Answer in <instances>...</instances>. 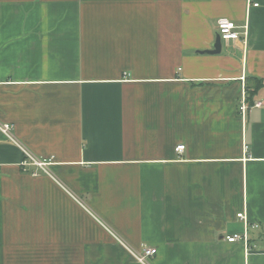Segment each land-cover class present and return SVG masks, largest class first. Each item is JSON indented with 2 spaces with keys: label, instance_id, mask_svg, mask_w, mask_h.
I'll list each match as a JSON object with an SVG mask.
<instances>
[{
  "label": "crops",
  "instance_id": "crops-1",
  "mask_svg": "<svg viewBox=\"0 0 264 264\" xmlns=\"http://www.w3.org/2000/svg\"><path fill=\"white\" fill-rule=\"evenodd\" d=\"M254 78L264 0H0V264H264Z\"/></svg>",
  "mask_w": 264,
  "mask_h": 264
},
{
  "label": "built area",
  "instance_id": "built-area-1",
  "mask_svg": "<svg viewBox=\"0 0 264 264\" xmlns=\"http://www.w3.org/2000/svg\"><path fill=\"white\" fill-rule=\"evenodd\" d=\"M240 28L243 26H239L235 21L230 20L228 18H221L217 23V31L219 32L221 39L223 42H230L236 41L240 39L241 32L239 31ZM262 103H256L255 105H261ZM248 109V105L246 103L245 95L242 96L241 104L239 110L243 114H246ZM0 132L11 142L17 144L23 152L25 153L26 157L22 162V166L26 170L27 166L34 165L38 168H42L47 172V166L50 162L46 161L45 159H40L39 157L33 155L26 147H24L19 140L17 139L16 135L14 134V125L9 122H2L0 121ZM185 149V145H178L176 150L178 152H183ZM35 175L37 172L34 173ZM238 217L244 223V230L242 233H234L232 235L227 236V240L231 243L235 242H243L245 246L249 244V231L251 228H256V225H252L249 223L247 216L245 213H239ZM136 260L142 264H149V259L153 257L157 253V249L149 246H144L140 251L134 250L132 251Z\"/></svg>",
  "mask_w": 264,
  "mask_h": 264
},
{
  "label": "water",
  "instance_id": "water-1",
  "mask_svg": "<svg viewBox=\"0 0 264 264\" xmlns=\"http://www.w3.org/2000/svg\"><path fill=\"white\" fill-rule=\"evenodd\" d=\"M224 42L221 39L219 32L215 34V42L213 44V49L203 50L202 53L218 54L222 52Z\"/></svg>",
  "mask_w": 264,
  "mask_h": 264
},
{
  "label": "trees",
  "instance_id": "trees-1",
  "mask_svg": "<svg viewBox=\"0 0 264 264\" xmlns=\"http://www.w3.org/2000/svg\"><path fill=\"white\" fill-rule=\"evenodd\" d=\"M255 79V78H254ZM264 86V84H263V80L262 79H255V85H254V89H253V91L251 92L252 93V95L254 94V93H256L258 90H260L262 87ZM249 87H247V89H248ZM249 92H250V89H249ZM249 92H247V93H249ZM249 95V94H248ZM247 95V97H246V102L248 101H250V97ZM250 103V105H252L253 104V102H249Z\"/></svg>",
  "mask_w": 264,
  "mask_h": 264
}]
</instances>
